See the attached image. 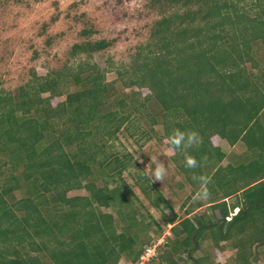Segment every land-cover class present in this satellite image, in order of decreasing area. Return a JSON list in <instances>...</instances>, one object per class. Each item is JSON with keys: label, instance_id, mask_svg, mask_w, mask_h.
Segmentation results:
<instances>
[{"label": "trees", "instance_id": "1", "mask_svg": "<svg viewBox=\"0 0 264 264\" xmlns=\"http://www.w3.org/2000/svg\"><path fill=\"white\" fill-rule=\"evenodd\" d=\"M158 1L178 9L153 23L149 42L128 67L114 69L125 87L148 91L137 104L124 97L104 110L111 84L88 60L32 76L14 92L0 90V264L137 261L151 245L146 233L152 221L137 219L121 179L134 163L112 143L151 102L161 110L164 138L173 129L201 138L187 153L174 152L186 181L195 179L198 192L207 187L200 177L216 187L208 191L209 214L164 220L170 237L147 264L191 260L205 240L217 250L231 240L234 263L253 264L251 247L264 246V61L253 58L254 45L264 46V0H252L247 9L244 0ZM107 46L105 40L77 43L69 54L90 56ZM67 81L74 90H67ZM211 136L230 147L242 143L244 158L219 166L225 153ZM186 155L197 167L185 166ZM134 185L151 208H169L141 171ZM76 190L86 195L68 196ZM155 232L157 240L162 232Z\"/></svg>", "mask_w": 264, "mask_h": 264}, {"label": "rangeland", "instance_id": "2", "mask_svg": "<svg viewBox=\"0 0 264 264\" xmlns=\"http://www.w3.org/2000/svg\"><path fill=\"white\" fill-rule=\"evenodd\" d=\"M243 2L245 9L252 5V0ZM177 9V6L169 7L158 0H0V90L14 92L32 76L42 77L78 61L88 60L104 71V82L111 84L104 110L124 97L131 99L132 104H137L142 96L149 94L148 91L144 87H125L118 80L114 69L128 67L135 54L143 51L144 45L149 42L153 23ZM98 40L107 41L108 46L90 56H70L73 44ZM253 48V58L261 64L264 61V46L257 43ZM68 83L67 81V90H74ZM62 100L63 96L52 98L50 102L55 105ZM144 107L138 120L126 124L118 132L112 143V150L127 153L133 161L134 166L123 172L121 179L131 191L129 198L132 207L138 211L137 219L152 221L146 233L149 242H155V231L158 229L162 232L159 239L163 242L164 237H170V225L164 224L165 219L173 214L180 220L210 212L206 208L208 200L197 197L199 187H194L195 179L194 186L186 181L182 170L178 168L182 161L169 151L167 139L163 135L160 108L152 102ZM132 116L130 120L134 118ZM210 142L225 153V158L219 163L221 167L227 164L233 166L240 160L239 156H245L246 149L240 142L230 147L217 136H211ZM153 156L165 165L167 174L163 181L153 182L148 171ZM139 171L162 195L169 208H164L161 204L159 210L150 207L134 185V178ZM221 171L217 173H225ZM215 185L216 181L212 180L207 183L206 188L210 191ZM228 188L232 191L235 185ZM74 195L86 194L83 190L68 193V196ZM15 196L19 197L20 193H15ZM232 201L228 199V203ZM197 204L200 206L197 207ZM234 213L235 210L230 215ZM112 215L115 218L113 213ZM115 226L118 231L116 218ZM139 237L141 240L146 238L143 234ZM220 247L219 250L212 248L210 240L200 242L197 251L192 253L191 260L182 258L179 264H193V259L200 260L203 257L208 264H235V250L231 246V240L221 243ZM251 250L256 255L252 259L253 264H264V246L251 247ZM155 262L156 259L149 264ZM118 264H127V261L121 257Z\"/></svg>", "mask_w": 264, "mask_h": 264}, {"label": "clouds", "instance_id": "3", "mask_svg": "<svg viewBox=\"0 0 264 264\" xmlns=\"http://www.w3.org/2000/svg\"><path fill=\"white\" fill-rule=\"evenodd\" d=\"M166 139L169 145V151L173 153L176 150H182L187 153L193 146H197L201 143V138L197 132H182L179 129H173L172 133ZM185 166L188 168L197 167L196 159L186 155ZM148 171L152 176L153 182L163 181L167 174L165 165L160 162L156 156L151 157ZM199 179L205 185L208 183L207 179L204 177H200ZM208 196L209 193L206 187H203L202 190L197 193V197L200 199H207Z\"/></svg>", "mask_w": 264, "mask_h": 264}, {"label": "built area", "instance_id": "4", "mask_svg": "<svg viewBox=\"0 0 264 264\" xmlns=\"http://www.w3.org/2000/svg\"><path fill=\"white\" fill-rule=\"evenodd\" d=\"M160 242L162 243L160 239H157L155 240V242L153 241L150 246L144 247L143 252L140 254L137 261L132 264H147L150 259L154 256L155 248L161 244Z\"/></svg>", "mask_w": 264, "mask_h": 264}, {"label": "crops", "instance_id": "5", "mask_svg": "<svg viewBox=\"0 0 264 264\" xmlns=\"http://www.w3.org/2000/svg\"><path fill=\"white\" fill-rule=\"evenodd\" d=\"M228 199H229V201H231L232 198H226V199H224V201H225L226 203H228ZM235 210H236V209H235Z\"/></svg>", "mask_w": 264, "mask_h": 264}]
</instances>
